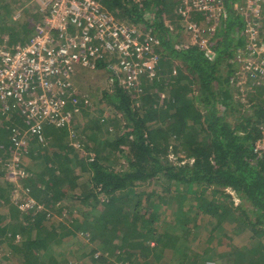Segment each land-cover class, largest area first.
<instances>
[{"label": "trees", "instance_id": "obj_1", "mask_svg": "<svg viewBox=\"0 0 264 264\" xmlns=\"http://www.w3.org/2000/svg\"><path fill=\"white\" fill-rule=\"evenodd\" d=\"M19 1L22 0H0L1 12L4 11L0 16V43L4 34L9 44L26 42L23 34L22 39L15 35L30 30L27 20L14 32L2 20L10 16V9L18 8ZM178 3L179 0H104L106 9L117 19L144 27L157 38L154 52L159 60L153 78L142 77L137 88L129 90L122 87L108 62H99L95 71H86H104L113 87L111 93L101 92L97 125L91 129L93 133L85 135L88 145L83 148L93 153V161L86 158L89 153L84 157L68 144L67 128L44 124L46 144L31 141L26 156L30 161L29 168L26 166L29 176L20 183L43 212H21L10 197L14 185L3 179V171L14 151L11 131L26 129L29 124L17 110L4 111L0 106V243L5 242L12 253L25 259L23 264H43L32 255L34 249L47 248L62 237L42 222L49 211L55 210L58 215L65 211L64 198L75 191L77 180L72 176L71 162L78 160L89 175V187L77 199L93 221L92 228L86 223L72 227L74 234L83 229L90 232V241L99 240L101 246L88 254L91 264H125L141 255L147 259L153 252L142 241L153 242L157 250L164 239L174 240L169 229L180 235L182 230L188 233L189 220L180 211L185 199L195 203L191 207L194 223L198 225L199 219L207 218L212 224L208 237H214L215 230L230 218L240 231H250V246L232 247L219 256L220 264H264V153L255 151L264 127V86L256 87L249 95L248 109L234 100L233 59L235 50L244 46V22L234 7L236 1L225 0L227 17L207 49L202 50L180 39L182 30L175 13ZM74 86L77 100L80 95L77 84ZM91 104L90 98L75 101L72 96L66 111L73 117L85 118ZM108 107L114 114L104 116ZM103 127L106 134L112 130L113 136L101 142L98 134ZM71 129L74 131L72 126ZM169 155L176 157L177 165L169 163ZM148 186L151 191L146 190ZM235 198L240 202L236 206ZM4 208L6 214L1 210ZM168 209L170 222L161 219ZM248 213L255 217L254 223ZM16 235L22 238L19 244L14 243ZM97 251H101L100 255L94 258ZM113 256L115 261L110 260ZM153 257L160 258L157 252ZM197 258L193 256L190 264L214 259ZM47 259V264H58L52 256Z\"/></svg>", "mask_w": 264, "mask_h": 264}, {"label": "built area", "instance_id": "obj_2", "mask_svg": "<svg viewBox=\"0 0 264 264\" xmlns=\"http://www.w3.org/2000/svg\"><path fill=\"white\" fill-rule=\"evenodd\" d=\"M31 1L39 6L43 26L35 27L27 42L0 48L1 109L17 110L29 124L23 130L12 129L14 151L4 166V176L14 185L15 195L20 180L29 176L24 160L31 141L46 144L44 124L72 132L73 115L66 111V104L72 96L78 100L73 83L77 69L95 71L97 63L108 62L119 83L129 90L137 88L142 77L152 79L159 60L154 52L157 38L144 27L117 22L104 0ZM235 1L247 44L235 50V80L239 84L254 80L251 82L264 86V0ZM175 13L189 45L202 50L227 17L225 0H179ZM197 16L201 24L192 20ZM73 147L76 150L80 145ZM255 151L264 153V127ZM19 188L23 196H17L15 203L22 212L44 211L30 198L28 189Z\"/></svg>", "mask_w": 264, "mask_h": 264}, {"label": "rangeland", "instance_id": "obj_3", "mask_svg": "<svg viewBox=\"0 0 264 264\" xmlns=\"http://www.w3.org/2000/svg\"><path fill=\"white\" fill-rule=\"evenodd\" d=\"M4 1H6L7 3L11 2V0H4ZM17 4H18V8L15 9V7H13L12 9H10L11 11L10 16H8V18L4 17L2 18V20L4 22V25L10 28V32H14L18 30L15 28L21 26V24L27 20L30 30L20 31V34L18 33L17 35H15L16 39L17 38L22 39L23 36L21 34H23L27 42L28 39L33 35L34 28L37 26H43L44 17L39 13H37L39 11V6L36 3L32 2L31 0H29L28 3L22 0L21 2L19 1ZM3 12L4 11L1 12V8H0V16L4 15ZM109 13L114 17V19L117 22L129 24L128 22H126V20L117 19L112 12L109 11ZM192 20L196 24H201L202 22V19L199 16L193 18ZM261 32L263 33L264 29ZM1 37L3 39V42L0 43V48L2 47L13 48L19 43V42H15L9 44V37L7 36V34L2 35ZM180 39H182V42L189 44V40L185 37L184 33L181 34ZM244 44H246V41H244ZM245 46H247V44ZM86 71L89 70L77 69V72L75 73V76L73 78V83L77 84V88L79 91L78 95H80V98H78V100L81 98H86L87 100H89L90 98L92 103L91 104L92 108L89 109L88 116L85 118L82 117L80 118L78 116H75L76 117L75 119V117H73L74 120L72 121L71 126L74 128V131L73 129H71L72 132H69V136L67 138V142L70 146L73 147L80 145V147L77 148L76 151H78L84 157L86 156L85 153H89L83 148V145L86 146L87 144L85 138L86 136L88 137V134L93 133V130L91 129L93 127L95 129V126L97 125V121H96V119L98 118L97 103L101 98V92L107 91L111 93L113 90L112 81L108 78V76L105 73H103L104 71H96V72H86ZM255 84L256 82H249V81H243L241 84H239L237 80L234 81V90H236V93H234V100L241 103L242 106L246 109H248L249 107L248 104L250 100L249 95L254 93L253 91L256 89V87L262 86L259 84L258 85ZM105 111L106 112L104 116H110L114 114L111 107L105 108ZM86 128L87 131H85ZM111 133L112 130L108 134H106V129L103 127L100 134H98V138L101 142L105 138L112 139L113 135H111ZM89 147L93 148L94 145H91ZM89 154L90 155L86 156V158L87 159L93 158L94 156L93 153L92 155L91 152ZM180 157L182 158V156ZM79 161L80 160H78V162L76 163L71 162V167L73 168L72 176H76L77 180L75 183L76 184L75 191L73 193L72 192L68 193V195L64 198L63 204H65L64 206L67 209L66 208L64 209L65 211L62 213V215H58L55 212V210L49 211V213H46L43 219L42 224L44 227H46L49 230H51V227H53L55 228L57 234L60 235V237L62 236L60 239H55V242L51 243L47 248H45L46 247L45 246L44 248L42 247L38 250L34 249L33 251L34 253L32 255L37 256L36 258L37 259L39 258L40 262L43 264L48 263L47 258L49 256L54 257L55 260L58 262V264H91L88 254L90 253L91 250H95L101 246L99 240H94V241L89 240L88 238L90 234L89 231L87 232L86 230L81 229L78 230L76 234L73 233V231H75L72 227L73 224L86 223L88 227L92 228V221H93V217L90 214H87L83 211V208L79 200L77 199V196L81 194V191L89 187L88 184L89 175L87 172L83 170L82 166L79 164ZM187 161L189 163H192V160H187ZM24 162L27 168H29V164H30L29 158H25ZM169 163L173 165H177L176 157L169 155ZM183 163H185V161ZM3 179L5 181L7 180V182L10 183L7 176L6 177L4 176ZM19 187L21 186L18 185L17 195H15L16 193L13 190L15 188H13L12 191L10 192L11 193L10 197L12 201H14V203L15 201H19V198L23 196L21 189ZM151 189L152 187L150 186L146 188V190L148 191H151ZM73 194L75 198L73 197ZM153 199L155 200V197ZM234 202H235V206L240 203L239 200H237V198L234 199ZM175 205H177V203H175ZM175 205L174 207H176ZM194 205L195 203L191 202L190 199H185L180 206V211L186 214V218L189 220L187 224V228L189 229L188 233L185 234L184 231L182 230L180 232L183 233L182 235H180V233L179 234L171 233L172 230L169 229L168 231L174 237V240L171 237L164 239L162 241V244L158 245L157 250H155L156 247L154 246L153 242L142 241L141 244L144 245L145 247H149L153 253H150V257L147 259H144L143 255H141L140 256L141 258H139L138 260L136 258L130 259V262H126L125 264L127 263L145 264V263H149L151 260H153L152 264H175V263L190 264L193 256H198L197 258L198 261H202L203 257L214 258V259H207V260L205 259V260L206 262H212L213 264H220L219 256L221 254L229 252L230 249L232 250V247L240 248V247L250 246V244L252 243L251 240L252 235L250 231L247 229L240 231V229L236 228V224L232 223L231 218L228 221L222 223L221 226L215 230L214 237H208L207 234L210 231L212 224L211 226L208 224L207 218L199 219L198 225L197 222L195 223L193 222L194 213H192L191 207ZM248 207L249 206L245 205V208H247V210ZM1 210L3 211V214L7 213L6 208ZM30 212H32L33 215L35 214L34 211H30ZM170 214H171V210L168 209L164 214H162L161 219L165 220L166 222H170L171 221ZM248 216L250 217V220L254 223L255 217L252 215V213H248ZM97 229H95V231H98ZM179 230L180 229H178L177 232H179ZM16 236L17 237L14 243L19 244L22 238L20 235H16ZM176 236H178V239H175ZM116 240L117 239H115V241ZM261 240L263 241L264 239L261 238ZM165 241L167 242L166 246H164ZM100 252L101 251L95 252L94 258L98 257L100 255ZM155 252H157L160 258L153 257V255H155ZM199 253H204V255L199 256L198 255ZM110 260L115 261V256L110 257ZM0 261L2 264H23L25 259H22L19 255L12 253L9 247L4 242V243H0ZM113 264H121V263H113ZM223 264H225V262H223Z\"/></svg>", "mask_w": 264, "mask_h": 264}]
</instances>
